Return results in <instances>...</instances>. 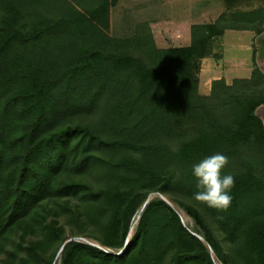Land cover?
<instances>
[{"label": "trees", "instance_id": "trees-1", "mask_svg": "<svg viewBox=\"0 0 264 264\" xmlns=\"http://www.w3.org/2000/svg\"><path fill=\"white\" fill-rule=\"evenodd\" d=\"M119 2L0 0V242L49 200L83 196L76 221L94 231L99 248L66 243L63 225L53 221L43 231L46 245L62 243L60 264H215L209 249L222 264H264V125L257 115L264 74L253 57L250 78L216 80L209 95L199 94L201 64L217 57L215 41L228 30L263 32L264 8L226 12L193 26L190 46L157 49L151 36L113 38ZM83 88L91 90L89 104L108 96L105 141L80 126L50 131L59 100ZM7 109L12 115L3 119ZM75 137L89 140L74 163L78 178L64 181L69 155L80 148ZM97 141L113 157L110 182L93 190L80 175L95 164L85 153ZM215 153L229 160L222 175L235 178L227 211L194 199L201 189L193 165ZM151 194L178 204L193 229L166 201H148Z\"/></svg>", "mask_w": 264, "mask_h": 264}, {"label": "rangeland", "instance_id": "rangeland-1", "mask_svg": "<svg viewBox=\"0 0 264 264\" xmlns=\"http://www.w3.org/2000/svg\"><path fill=\"white\" fill-rule=\"evenodd\" d=\"M155 1L156 0H120L117 7L113 11L112 18V36L116 40H131L147 39L150 36L154 40L157 49L171 48L175 45L185 46L182 42L173 41L171 37L158 38L155 40L154 34L150 28V20L155 18ZM166 36V35H165ZM181 38V37H179ZM215 50V46H214ZM202 69V64H201ZM201 75V73H200ZM199 78V94L207 96L211 92L212 84L210 85V78ZM91 97V90L78 89L72 95L66 96L59 100L56 107L54 116L51 118L50 131L61 129L65 126H80L87 128L97 134L101 141L107 140L109 134V126L106 118V104L107 94L97 103L89 104ZM13 109H7L3 112V119H8L12 115ZM89 138L75 137L72 140L73 147L81 142L80 148L75 155H69V160L66 163L65 169L62 173V180H69L75 177L77 172H74L76 157L83 156V148L87 145ZM91 155L95 164L86 172L81 174V179L92 187L93 190L101 189L105 184L109 183L107 178L108 162L112 161V154L103 144L99 141L93 142L90 150L85 155ZM79 173V172H78ZM80 174V173H79ZM162 199L166 201L180 216L183 225L191 231L194 224L182 208L171 202L170 199L163 197L159 194H151L149 200ZM180 200L179 197H176ZM85 206V199L83 196L69 199H52L44 203L38 208V215L36 219L23 221L17 225L7 236L0 242V264H47L52 261V264H60V241H55L46 245L45 233L43 226L57 221L61 223L69 238L67 242L76 241L80 243L90 244L98 247V243L92 239L95 235L88 227H80L77 224V212H80ZM137 212L131 222L129 231V239L134 235L136 226L138 224L140 213ZM132 230V231H131ZM83 232L84 235H72V233ZM216 234L221 237L220 232ZM60 250V251H59ZM215 264H222L209 249Z\"/></svg>", "mask_w": 264, "mask_h": 264}, {"label": "crops", "instance_id": "crops-1", "mask_svg": "<svg viewBox=\"0 0 264 264\" xmlns=\"http://www.w3.org/2000/svg\"><path fill=\"white\" fill-rule=\"evenodd\" d=\"M260 8H264V0H156L155 18L149 19L150 28L156 41L170 36L173 41L176 38L175 41H183L184 47H188L193 26L212 24L226 12ZM179 45L173 47H183ZM214 52L217 57L202 61L200 75L201 79L210 78V85L221 79L230 85L236 79L250 78L253 57L264 74V31L257 34L228 30L215 41ZM257 115L264 125V105L258 108Z\"/></svg>", "mask_w": 264, "mask_h": 264}, {"label": "clouds", "instance_id": "clouds-1", "mask_svg": "<svg viewBox=\"0 0 264 264\" xmlns=\"http://www.w3.org/2000/svg\"><path fill=\"white\" fill-rule=\"evenodd\" d=\"M228 163L226 155L215 153L193 165L192 173L197 180V187L201 189L194 194L197 202L218 211H227L231 206L233 197L230 192L235 186V178L232 174L222 175Z\"/></svg>", "mask_w": 264, "mask_h": 264}, {"label": "bare ground", "instance_id": "bare-ground-1", "mask_svg": "<svg viewBox=\"0 0 264 264\" xmlns=\"http://www.w3.org/2000/svg\"><path fill=\"white\" fill-rule=\"evenodd\" d=\"M132 231V230H131Z\"/></svg>", "mask_w": 264, "mask_h": 264}, {"label": "water", "instance_id": "water-1", "mask_svg": "<svg viewBox=\"0 0 264 264\" xmlns=\"http://www.w3.org/2000/svg\"><path fill=\"white\" fill-rule=\"evenodd\" d=\"M63 249V248H62Z\"/></svg>", "mask_w": 264, "mask_h": 264}]
</instances>
